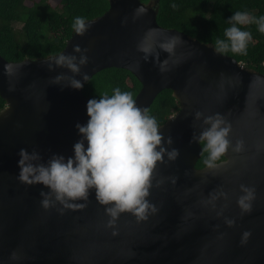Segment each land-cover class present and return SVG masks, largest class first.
<instances>
[{
	"label": "water",
	"instance_id": "obj_1",
	"mask_svg": "<svg viewBox=\"0 0 264 264\" xmlns=\"http://www.w3.org/2000/svg\"><path fill=\"white\" fill-rule=\"evenodd\" d=\"M137 5L147 12L134 20ZM87 21L88 31L74 32L62 50L73 53L74 44L88 50V63L81 68L89 75L84 85L104 69H126L142 85L136 104L147 109L160 92L172 90L180 110L158 131L171 136L179 155L157 164L153 184L163 182L150 188L147 199L158 211L146 220L123 213L116 231L106 227L104 206L94 190L85 208L63 214L45 210L39 203L43 186L16 178L17 152L35 147L45 160L52 152L71 155L78 138L74 124L87 120L88 97L83 88L51 83V77L69 70H49V57L15 62L0 55V96L5 101L0 110V264H264V74L214 53L213 46L180 30L159 26L155 6L140 0H109L104 14ZM149 28L159 30L157 39L181 36L174 55L157 48L158 55L143 59L137 44ZM165 59L168 70L160 72ZM4 64L15 69L10 78ZM197 110L223 114L231 124L229 139L244 142L238 153L229 149L215 170L196 166L203 153L201 142H190L201 130V121L193 118ZM242 183L256 190L251 211L243 215L236 205ZM221 190L226 198L218 197L214 207L206 202L210 193ZM224 217L234 218V224H225ZM245 230L250 234L241 243ZM13 252L16 259L10 258Z\"/></svg>",
	"mask_w": 264,
	"mask_h": 264
},
{
	"label": "clouds",
	"instance_id": "obj_2",
	"mask_svg": "<svg viewBox=\"0 0 264 264\" xmlns=\"http://www.w3.org/2000/svg\"><path fill=\"white\" fill-rule=\"evenodd\" d=\"M146 12V8L137 5L132 18L135 20ZM227 20L229 26L224 29L223 38L215 40L214 53L230 50L246 54L252 33L240 26L254 23L257 30L264 33V15L255 16L248 11L237 10ZM90 27L91 23L84 16L73 17L71 28L76 34L83 35ZM158 31L156 28L147 29L137 44L138 51L144 54V60L154 53L158 55L155 52L157 48L172 56L176 46L183 42L177 34L157 39ZM87 51L79 44H74L73 53L60 52L50 56L46 60L49 70L54 67L69 70L51 77V83L61 84L64 81L62 88L82 89L89 78L87 72L81 71L89 60ZM167 63L165 59L158 70L167 71ZM3 70L9 78L15 72L10 64H4ZM13 88L14 84L10 80L9 90ZM85 109L87 120L74 124L78 138L72 144V154L66 157L62 153L52 152L45 160L35 147L31 151L21 147L17 152L19 171L16 178L21 183L43 186L39 192V203L45 210L55 208L58 213L63 214L65 210L85 208L89 194L94 190L96 201L104 206L106 227L116 231L118 218L123 213L131 214L138 222L146 220L158 211L147 199L150 188L163 182L156 180L155 185L153 184L157 164L175 161L179 150L171 146L170 135L164 136L158 131L160 126L156 117L150 115L147 108L138 106L130 91L115 87L111 94L103 93L99 97L88 98ZM193 118L201 121V130L193 133L190 142L203 144L207 153L203 164L208 169H217L229 149L235 153L242 151L243 140L236 139L233 144L229 139L231 124L223 114H205L197 110L193 113ZM170 180L175 184L176 177L172 176ZM239 189L236 205L243 215L251 211L256 190L254 186L243 183L239 185ZM218 197L226 198L227 193L222 190L210 193L206 202L212 203L214 207L213 202ZM224 222L231 226L235 221L234 218L224 217ZM249 234L245 230L240 242L245 243ZM10 258L16 259V253L13 252Z\"/></svg>",
	"mask_w": 264,
	"mask_h": 264
},
{
	"label": "trees",
	"instance_id": "obj_3",
	"mask_svg": "<svg viewBox=\"0 0 264 264\" xmlns=\"http://www.w3.org/2000/svg\"><path fill=\"white\" fill-rule=\"evenodd\" d=\"M155 6L159 26L177 29L189 37L214 47L215 40L223 38L233 12L248 11L264 15V0H140ZM27 2L31 4L28 5ZM109 8V0H0V55L8 61L25 58L43 59L62 52L67 40L74 34L73 17L95 19ZM252 33L246 54L230 50L223 54L235 58L248 70L264 74V33L249 24ZM119 87L130 91L133 98L141 90L140 81L128 70L107 68L94 75L83 87L86 97L111 94ZM5 101L0 96V110ZM180 110V104L170 89L158 94L148 112L160 125ZM203 146V144H202ZM207 153L203 149L197 167L201 168Z\"/></svg>",
	"mask_w": 264,
	"mask_h": 264
},
{
	"label": "rangeland",
	"instance_id": "obj_4",
	"mask_svg": "<svg viewBox=\"0 0 264 264\" xmlns=\"http://www.w3.org/2000/svg\"><path fill=\"white\" fill-rule=\"evenodd\" d=\"M28 5H30L31 3L30 2H27Z\"/></svg>",
	"mask_w": 264,
	"mask_h": 264
}]
</instances>
